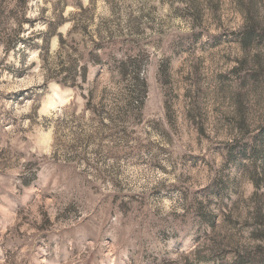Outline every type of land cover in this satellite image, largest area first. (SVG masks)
<instances>
[{
	"label": "rangeland",
	"instance_id": "374dc122",
	"mask_svg": "<svg viewBox=\"0 0 264 264\" xmlns=\"http://www.w3.org/2000/svg\"><path fill=\"white\" fill-rule=\"evenodd\" d=\"M161 263L264 264V0H0V264Z\"/></svg>",
	"mask_w": 264,
	"mask_h": 264
},
{
	"label": "trees",
	"instance_id": "16d2710c",
	"mask_svg": "<svg viewBox=\"0 0 264 264\" xmlns=\"http://www.w3.org/2000/svg\"><path fill=\"white\" fill-rule=\"evenodd\" d=\"M50 34L58 36V40H59V43L61 46L64 44V39L62 38L60 33H56L55 29H54V31L50 32ZM99 47H101V46H99ZM95 50L96 49H92L91 51L88 52V54L90 56V61L93 64L100 62L99 55L95 52ZM94 53H96V54H94ZM87 71H88V64L87 63L80 62L79 60L70 61L69 63H67V66H65L63 68L62 72H65V73H63V75H61V78L58 79V82L61 85L75 86L76 85V83H75L76 77L79 76L81 81L84 82L86 80V77H87ZM136 84H137L136 87H137V89H139L138 91L140 92V94L141 93L143 94V91H141V90L145 87L144 82L140 81L137 77L136 78ZM136 87H134L135 91H137ZM140 94H138V96ZM161 264H164V263H161Z\"/></svg>",
	"mask_w": 264,
	"mask_h": 264
}]
</instances>
